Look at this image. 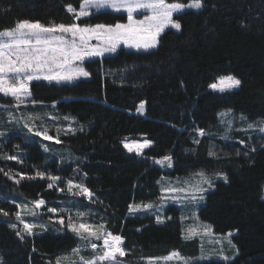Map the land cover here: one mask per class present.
<instances>
[{"label": "trees", "instance_id": "trees-1", "mask_svg": "<svg viewBox=\"0 0 264 264\" xmlns=\"http://www.w3.org/2000/svg\"><path fill=\"white\" fill-rule=\"evenodd\" d=\"M203 2L205 7L199 11L175 15L182 31L166 30L156 49H120L114 55L87 61L84 67L90 77L72 84L32 82V99L42 103L27 108L28 112L55 102L53 113L74 118L77 129L59 134V148L50 147L45 152L37 144L24 142L18 133L8 132L5 139L7 150L20 146L27 163L20 168L0 158V166L10 165L14 170L3 169L13 175H34L35 170L48 168L70 178L74 170L75 179L94 193L95 202L68 207H89L95 223H104L113 234L122 235L127 250L123 260L130 264H143L144 259L174 250L187 257L197 255L196 241L182 235L178 207L169 205L163 224L157 225L153 215L129 214L128 205L159 203L158 180L162 176L182 177L200 171L228 177L227 183L217 181L204 195L197 216L216 235L234 232L231 241L237 255L228 263L196 264H264L263 142L253 139L254 146L247 144L246 148L234 143L233 150L215 139L221 151L209 154L211 139L220 138L219 112L231 109L234 115L247 117L249 123L264 120V0ZM67 4L78 9L80 0H0V30L23 19L45 25L72 23ZM126 19L124 14L102 12L78 23L115 24L126 23ZM227 75L235 76L241 85L223 93L209 89ZM142 100L146 102L143 115L136 111ZM7 103L0 97V105ZM3 124L4 113L0 111V128ZM197 128L204 129L205 135L197 138ZM49 134L57 136L52 131ZM232 138L239 140L240 135L233 133ZM140 140L152 141L141 155L122 146L124 141ZM166 155L172 157V167L164 172L155 160ZM30 167L34 170H28ZM48 182L36 178L16 184L0 172V208L10 213L8 217L0 215V264H55L57 257L79 244L66 228L43 231L21 241L7 226L14 222L12 214L16 212V206L7 200L10 197L44 199L47 207H65L64 193L55 190L59 183L49 189ZM49 217L56 216L50 213L42 218L60 229Z\"/></svg>", "mask_w": 264, "mask_h": 264}, {"label": "snow or ice", "instance_id": "snow-or-ice-1", "mask_svg": "<svg viewBox=\"0 0 264 264\" xmlns=\"http://www.w3.org/2000/svg\"><path fill=\"white\" fill-rule=\"evenodd\" d=\"M66 10L72 14L73 22L65 23H50L45 25L40 21H31L28 19L17 20L14 26L0 30V95L11 98L12 103L8 105H0V107L19 109L21 106L31 103L33 105L42 103L32 99L33 93L30 85L33 81H46L49 84H72L80 78L90 77V72L84 67V63L94 57H103L105 54L116 53L117 49L123 45L127 48H132L137 51H149L156 49L161 40V35L166 29H174L176 32L182 31V24L174 18V14H181L185 9L201 10L205 7L203 0H189L188 3L179 2V0H80L79 9H76L72 4H67ZM101 10H111L119 13H126L127 22H117L115 24L108 23H77L82 18L89 17ZM142 15V19L137 18ZM244 26V25H242ZM241 85V81L233 75L221 76L217 83L209 85L213 90L225 91L227 89L236 88ZM145 101H140L136 106V111L141 115L145 112ZM55 106V102L53 104ZM228 109L224 113H220L221 117L231 113ZM8 119L10 122L20 124L30 136L41 137L46 141H54L60 144L59 134L63 131L65 135L75 133L76 129L68 127L61 129L57 127V136L53 137L49 134V129L43 125L37 126L33 123L34 120H40L39 114H28L27 116L18 118L13 112L8 111ZM57 119V117H50ZM64 120L74 121V118L65 116ZM241 120H247V117L241 116ZM223 122V121H222ZM228 130L232 128V122L228 121ZM259 131L264 133V120L260 121ZM254 123L247 125L248 129H253ZM82 130V129H81ZM199 135H205V130L201 128L194 129ZM8 133L0 131V137H5ZM128 152L135 151L136 155H141L143 149L148 148L151 140H145L143 143L138 142H122ZM194 143H199L194 140ZM244 144V141H240ZM18 149L19 145L16 146ZM45 152L50 151L48 145L41 144ZM255 151V148L252 149ZM215 155V153H209ZM247 155V153H243ZM237 155H240L238 152ZM0 158L14 160L22 163L19 155L4 154ZM157 164H167L172 167V157L164 156L162 159L155 160ZM0 172L14 183L19 184L24 179H47L49 182L47 187L54 188L62 181V177L45 173L37 170L34 175L23 173H13L11 170L5 171L0 168ZM199 177V181L190 187H167L162 188L163 192L171 193L169 197L162 196L161 203L166 199L177 200L180 193H190L184 199L195 203L204 199L202 193L214 187L213 179L209 178L203 171L195 173ZM19 177V179H16ZM215 178L223 179L228 182V177L220 172L215 173ZM65 187H55L56 191L64 192L65 190L71 196L83 197L91 202L94 193L83 183H75L73 179L64 181ZM159 183V182H158ZM207 185V189L203 186ZM264 191V189H262ZM264 199V195L261 197ZM15 203V201H13ZM29 204L16 203L18 209L14 215L16 222L22 225L18 228L17 223L9 222L8 227L15 230V235L21 240L35 235V229L40 228L47 231L48 228L43 223L26 222L23 215H31L37 217L40 215V209L46 207L44 199H36ZM150 203L145 204H129V214L136 213L141 209H151ZM48 213L56 216L55 223L60 225V229H67L79 241L84 242V248H90L92 255L84 257L81 255L82 246L80 244L71 250V256L76 257L72 264H125L124 258L127 255V250L123 247L124 237L119 234H113L109 231L104 223L92 224L86 222L83 218L89 213L77 211L75 215L68 214L65 219L64 213L66 210L58 207H46ZM160 211V206H157V212ZM0 215L8 217L10 213L0 208ZM49 217V220H52ZM168 219H171L170 217ZM157 223H163L164 217L156 216ZM139 231V229H138ZM184 239H192L196 236H211L212 228L210 225H203L201 228L189 227L182 232ZM232 233H228L231 236ZM100 242V243H97ZM220 244V240L215 241ZM229 245L231 240H228ZM215 255L216 258L228 261L229 256L225 255L223 250L210 249L206 252L201 246V257L199 259L208 258L209 255ZM192 258L183 257L178 251H172L163 257L148 258V264H159V261L169 262L177 261L178 264H191ZM69 260V256H59L56 258L55 264H64Z\"/></svg>", "mask_w": 264, "mask_h": 264}, {"label": "rangeland", "instance_id": "rangeland-1", "mask_svg": "<svg viewBox=\"0 0 264 264\" xmlns=\"http://www.w3.org/2000/svg\"><path fill=\"white\" fill-rule=\"evenodd\" d=\"M186 11H195L196 12V11H199V10L185 9L184 12H186ZM102 12H107V13H112V14H124L126 16V18H127L126 13H119V12H114V11H111V10H101L98 13H102ZM175 15H179V14H174V16ZM86 18H88V17L82 18V20L86 19ZM137 18L142 19L143 17H142V15H140ZM75 22L78 23V21H75ZM166 30H168V29H166ZM170 30H174V29H170ZM120 49H125L127 51H135V52H145V51H137V50L132 49V48H127V47H124L123 45H121L117 49V51L120 50ZM149 51H151V50H149ZM114 54L115 53L105 54L104 56H109V55H114ZM99 58H102V57H94V58H92L90 60H87V61H91V60L99 59ZM87 61H85V62H87ZM84 79H87V78H80L79 80H84ZM33 82H44L46 84H49L46 81H33ZM52 84L61 85V84H56L54 82ZM209 89L211 91H214V92L223 93V92L234 91L235 89H237V87L236 88L227 89V90H225L223 92L218 91V90H213L212 88H209ZM0 97L3 98L5 102H9V103H7L5 105H8V104L12 103L11 98L4 97L2 95H0ZM32 106H34V105L29 102L26 105L21 106L19 109H15V108L5 109L4 107H0V111L4 113V124L0 128V131H6L7 133L8 132H12V133L22 134L23 138H25L24 142H26L27 144H31V143L37 144V145H39V147L41 149H42L41 144L48 145L49 148L50 147H54V146L56 148H59L57 146L58 144L55 143L54 141H46V140H43L41 137L30 136V134L27 133V129L23 128L22 122L20 124H16L15 122H10L9 119H8V115H7L8 111L13 112V114L15 116H17L18 118H21V120L23 119V117L27 116L28 114H33V115L39 114L41 116V119L40 120H34L33 123H35L37 126L43 125V126L47 127L49 129V132L52 131L54 134H57V132H56L57 127L61 128V129H67L68 127H73L75 129H77V127L74 125L73 121L64 120L63 119L64 117L57 116L55 113H53V111H52V108L54 107L53 105L48 106V107H42L41 108L42 110H40V111L28 112L27 108L32 107ZM226 111L227 110L221 111V112H219V114L220 113H224ZM219 114H218V128H217V130L220 131V133H219L220 138L219 137H214V138L211 139V143H210V146H211L210 152L211 153H215V155H216V154H219L220 151H221L220 150V146L218 145V143H216L217 141H215V139H220L221 142L224 145H229V146H231L232 149H233L232 144H234V143L239 144L241 148H244V147L246 148L247 144H252L254 146L255 142L253 141V139H255V140L258 139L257 141L260 140L261 142H263V146L262 147H264V133H261L259 131V127L261 126L259 122L254 123L255 127L253 129H248L247 125L249 124V122H247L246 120H241L240 116L234 115L232 111H231V113H228V115H226L224 117H221ZM50 117H57V119L53 120V119H50ZM228 121L232 122V128H231L230 131L228 130V123H227ZM62 133H64V132L62 131L60 134H62ZM233 133H237L238 135H240L239 140H235L234 138H232ZM200 137H202V135H199L197 133V138H200ZM7 138H8V134L5 137H0V156H3L4 154L19 155L23 162L20 163V162L14 161V160H7V159H3V158H1V160H3L4 162H7V163L15 162V164L17 166H19L20 168H22V167L25 168L27 163L23 160V156H24L23 151L18 149L16 146L9 147V149L7 150V148L5 147V144H6L5 143V139H7ZM243 139H246L248 143L245 142L244 144H241L240 141H242ZM144 141L145 140H140V141H135V142L143 143ZM124 142L131 143L133 141H124ZM122 146H123V143H122ZM253 146H250L249 148H252ZM123 148L127 151V149L124 146H123ZM146 149L147 148L143 149L142 153ZM131 153H135V151H133ZM215 155H213V156H215ZM66 158H68V156H66ZM7 163L3 164L2 167L1 166L0 167L1 168L5 167L7 169L8 168L12 169V167L10 165H8ZM157 165L159 167H161L164 172H167V171L170 170V167H168L167 164H164V165L157 164ZM31 168L32 167L28 168V170H34L33 168L32 169ZM12 170H14V169H12ZM71 170H73V169H71ZM36 171L37 170H35V172ZM39 171H43L45 173H51L53 175L62 177L63 178L62 181L59 182L60 188H64L65 187L64 181H66L68 179H73V181L75 183H80L78 180L75 179V175L76 174H75L74 170L72 171V174H70L71 175L70 178H68V175H61V174L59 175L57 172H53L54 170H50L48 168L42 169V170H39ZM206 175L209 178L213 179V183H216L217 181H224L223 179L215 178V174H206ZM198 181H199V177H197L195 174L186 175V176H182V177L162 176L158 180V182H159L158 185H159L160 190H161L160 198L162 196L169 197L171 195H175V194L163 192L162 188H167V187H176V188H179V187H190L191 185H195ZM203 186L207 189V185H203ZM213 188L214 187H212L210 189H207V191H205L201 195H203V197H204V195L206 193L210 192ZM62 193H64L63 196L65 197V200H66V204H64L65 207L63 209L70 210V213L68 211H66L64 213L65 219L67 218L68 214H72L74 216L77 211H81V212L89 213L88 215H86L83 218L86 222L92 223V224H97V223H95L96 219H94V220L92 219L94 215H92V212L88 209L89 207L86 208V209H81V208L75 209V208L68 207V206H71L73 203H77V202H81L83 205H89L90 202H89L88 199H85L83 197L71 196V195H69L67 193L66 190L64 192H62ZM187 195H190V193H180L179 194V199H177V200L166 199L163 203H161V200H160L159 203L154 204L151 209H141L140 211H138L136 213H133V214L135 215V214L146 213V214L153 215V217L155 218V223L157 225H161L163 223H157L156 216L157 215H161L162 217H164L165 216L164 212H165L166 208L169 205H175L176 207L179 208V213H180L179 215H180V222H181V226H182V228H181L182 232H184V230L189 228V227L201 228L203 225H208V224H203L202 222H200L199 218L197 216V212H198L199 208L201 206H203L204 199L201 200V201L193 203L190 200L184 199V197L187 196ZM7 200L11 204H14V205L16 203H19V204L27 203V204H29V207H31V203H30L31 201L19 199L17 197L16 198L15 197H10ZM13 201H15V203H13ZM158 205L160 206V211L159 212H157V206ZM46 207H47V204H46ZM46 207H42L40 209V215L39 216L34 218L31 215L24 214L23 215V219L26 222L43 223V224H45L47 226L48 230H52V231H55V232L62 231L63 229L57 230V229H59L57 227V225L55 227L51 222H48V221H46L45 219L42 218L43 214H50V213L47 212ZM74 207H76V205ZM17 210L18 209L16 208V211ZM55 219H56V217L53 218L50 221L54 222ZM13 223H17L18 224V222H16V220H15V217H14V222ZM54 224H56V223L54 222ZM18 227H22V225L18 224ZM34 231H35L36 234H40L44 230H42L40 228H37ZM228 233H230V232H228ZM228 233H226L224 235H216V234L213 233V230H212V235L211 236H196V237H194L192 239H187L188 241L189 240H195L196 241L198 252H197V255L194 256V257H187V256H184V255H182V256L186 257V258H192L191 259V264H196V263H200V262H203V261H217V262H221V263H228L231 260H233L236 257V255H237L236 248L232 247L228 243V240H231V237L234 235V232H231L232 235L228 236V238L225 239V237L228 235ZM216 240H220L221 243L220 244H216L215 243ZM83 243L84 242L79 241V244L82 246L81 255H83L84 257H90L92 255V250L90 248H84L83 247ZM97 243H100V242H97ZM231 244L233 245L232 241H231ZM202 245H203V248H204V250L206 252H208L210 249H215L217 251L222 249L224 254L229 256L230 259L228 261H223V260H220V259L216 258L215 255H211V254L209 255L208 258L199 259V257H201V246ZM70 254H71V252L60 255V256H69V260L65 261L64 264H72V261L77 259L76 257H72ZM161 257H163V256H161ZM155 258H158V257H155ZM124 262H125V264H130V263L126 262V261H124ZM142 263L143 264H148V258L144 259ZM159 264H178V262L175 261V260L169 261V262L159 261Z\"/></svg>", "mask_w": 264, "mask_h": 264}]
</instances>
